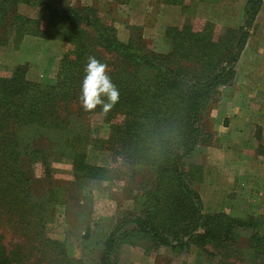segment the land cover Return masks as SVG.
<instances>
[{
    "label": "trees",
    "instance_id": "trees-1",
    "mask_svg": "<svg viewBox=\"0 0 264 264\" xmlns=\"http://www.w3.org/2000/svg\"><path fill=\"white\" fill-rule=\"evenodd\" d=\"M262 1L247 0L243 24L223 29L216 38L215 26L206 22L197 32L199 27L167 28L168 51L155 53L143 41H119L96 9L57 6L49 0H0V48L25 36L71 45L59 62L53 84L31 82L23 66L0 77V221L11 230L33 231L32 236L40 238L36 229L42 228L41 214L54 194L33 200L31 168L40 165L41 182L49 183L52 156L69 158L77 179L111 180V170L85 161V116L100 114L106 125L123 118L120 124L108 125L109 137L101 141L119 160L114 171L127 177L128 173L129 177L147 174L153 186L145 194L152 202L146 200L148 205L139 214L120 219L97 264H115L119 247L139 240L150 242L153 249L175 250L190 243L221 248L234 231L255 228L249 220L204 213L191 187L186 159L201 142L200 121L206 105L234 78V65ZM21 5L41 9L44 18L37 21L22 15ZM89 56L108 65L107 74L119 90L118 103L107 113L100 106L85 111L79 99ZM15 213H21V222L14 221ZM251 240L264 257V238L255 231ZM48 243L49 254L42 252L32 264H55L48 258L55 252L57 258L60 245ZM26 258H18L11 247L0 243V264H25ZM62 260L81 264L66 257Z\"/></svg>",
    "mask_w": 264,
    "mask_h": 264
},
{
    "label": "rangeland",
    "instance_id": "rangeland-1",
    "mask_svg": "<svg viewBox=\"0 0 264 264\" xmlns=\"http://www.w3.org/2000/svg\"><path fill=\"white\" fill-rule=\"evenodd\" d=\"M49 1L57 6L96 9L101 20L114 28L119 41L140 40L155 53L168 51L164 40L167 28L199 27L197 32L206 22L216 27L213 29L216 38L228 28L224 27L227 17L238 18L240 13L235 8L237 0H225L226 7H230L225 15L223 0ZM19 12L37 21L45 16L36 7L21 5ZM69 49L71 45L63 41L25 36L16 44L0 48V77L8 75L16 66H23L31 82L53 84L59 62ZM223 87L212 96L202 113L201 142L186 159L187 173L191 187L201 199L204 213H223L233 219L249 220L255 228L234 231L226 236L221 248L190 243L175 250L163 246L153 249V244L146 240H132L133 245L119 247L113 258L115 264H264L256 242L251 240L255 231L264 238V109L245 112L251 132L249 138L240 139L243 136L236 134L239 124L235 118L238 115L233 113L235 109L225 112ZM85 117L84 133L88 137L85 161L111 170V180L77 179L69 158H50L49 183L41 182L40 165L32 167L33 200L44 199L50 192L54 194V199L46 203L45 213L41 214L42 228L36 229L40 231V238L33 237V231L18 227L11 230L0 221L1 245L6 249L11 247L20 259L22 255L28 256L25 264L40 259L42 252L49 254L52 247L48 241L60 245L57 258V252L48 258L56 261L55 264H67L62 257L81 264H97L109 233L120 219L139 214L148 205L146 200L152 202L145 195L153 186L152 179L147 174L131 177L129 173L128 177L126 173L124 176L117 174L114 170L118 168L119 160L109 146L101 142L109 137L108 125L120 124L123 118L106 125L100 114ZM20 215L15 213L14 221L21 222ZM61 251L64 256L60 255Z\"/></svg>",
    "mask_w": 264,
    "mask_h": 264
},
{
    "label": "crops",
    "instance_id": "crops-1",
    "mask_svg": "<svg viewBox=\"0 0 264 264\" xmlns=\"http://www.w3.org/2000/svg\"><path fill=\"white\" fill-rule=\"evenodd\" d=\"M246 1L239 0L238 2L237 0L238 4L235 2L236 11L240 12L239 16L234 19L227 17L224 27L236 28L243 24ZM221 4H223L222 11L225 15L227 11H230V7H226L225 0ZM234 72L232 82L221 90L226 93L224 98L225 112L227 109H235L233 113L238 115L235 118L239 124L236 134L243 136L240 137L243 139L250 136L251 132L247 126L248 115L246 111L254 108L264 109V0L254 18L241 55L234 65ZM235 118L233 117V120ZM249 121L252 122V120Z\"/></svg>",
    "mask_w": 264,
    "mask_h": 264
},
{
    "label": "clouds",
    "instance_id": "clouds-1",
    "mask_svg": "<svg viewBox=\"0 0 264 264\" xmlns=\"http://www.w3.org/2000/svg\"><path fill=\"white\" fill-rule=\"evenodd\" d=\"M108 65L94 56L87 58L84 68L80 101L85 111H92L98 106L107 113L119 101V90L107 74Z\"/></svg>",
    "mask_w": 264,
    "mask_h": 264
}]
</instances>
